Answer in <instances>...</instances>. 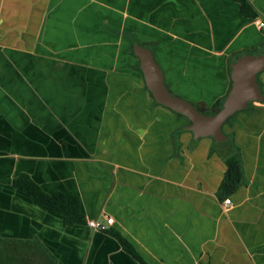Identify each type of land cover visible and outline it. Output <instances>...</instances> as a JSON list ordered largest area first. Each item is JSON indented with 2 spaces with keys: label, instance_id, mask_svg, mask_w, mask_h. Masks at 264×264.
Segmentation results:
<instances>
[{
  "label": "crops",
  "instance_id": "obj_1",
  "mask_svg": "<svg viewBox=\"0 0 264 264\" xmlns=\"http://www.w3.org/2000/svg\"><path fill=\"white\" fill-rule=\"evenodd\" d=\"M264 21V0H248ZM237 0H0V248L31 264H264V100L227 140H195L148 90L135 47L169 91L200 112L232 88L230 67L264 52V28ZM264 96V71L258 75ZM244 182L221 198L226 159ZM79 197L69 226L14 187ZM232 207L224 210L226 199ZM106 213L109 233L89 228ZM18 261V262H19Z\"/></svg>",
  "mask_w": 264,
  "mask_h": 264
},
{
  "label": "water",
  "instance_id": "obj_2",
  "mask_svg": "<svg viewBox=\"0 0 264 264\" xmlns=\"http://www.w3.org/2000/svg\"><path fill=\"white\" fill-rule=\"evenodd\" d=\"M135 54L140 61L146 86L156 103L187 119L189 125L186 130L193 133L196 141L212 138L217 143L224 142L227 140L223 131L225 123L251 104L264 100L258 83V75L264 71V52L243 55L233 61L230 67L232 88L222 108L211 116L201 113L191 102L169 91L165 84L164 72L149 49L136 46Z\"/></svg>",
  "mask_w": 264,
  "mask_h": 264
},
{
  "label": "trees",
  "instance_id": "obj_3",
  "mask_svg": "<svg viewBox=\"0 0 264 264\" xmlns=\"http://www.w3.org/2000/svg\"><path fill=\"white\" fill-rule=\"evenodd\" d=\"M237 1L240 3L241 12L245 16L252 19L258 18L256 11L248 2V0ZM224 101L225 99L219 101L216 104L217 112L222 108ZM226 164L227 172L218 191V194L221 198L229 196L235 192L237 188L244 182V173L239 156L237 154L229 156L226 159ZM13 185L21 193L27 195L38 207H41L48 212L64 216L69 226L86 224L85 216L81 210V201L75 194L71 192L48 194L43 191L42 188L27 174H21ZM109 232L110 229L106 233ZM112 234H114V236L119 240L126 252L136 258L141 264H147L135 251L132 244L126 238L122 237L118 233ZM44 252L48 255L51 264H58L57 261L48 253V251ZM18 261L15 257L6 256L0 249V264H31L29 259L19 262Z\"/></svg>",
  "mask_w": 264,
  "mask_h": 264
},
{
  "label": "built area",
  "instance_id": "obj_4",
  "mask_svg": "<svg viewBox=\"0 0 264 264\" xmlns=\"http://www.w3.org/2000/svg\"><path fill=\"white\" fill-rule=\"evenodd\" d=\"M255 25L258 29L264 28V21L261 19L254 20ZM232 200L230 198L226 199L223 203L224 210H229L232 207ZM115 224V219L106 213H102L98 219L90 220L88 226L90 229L97 232H107Z\"/></svg>",
  "mask_w": 264,
  "mask_h": 264
},
{
  "label": "rangeland",
  "instance_id": "obj_5",
  "mask_svg": "<svg viewBox=\"0 0 264 264\" xmlns=\"http://www.w3.org/2000/svg\"><path fill=\"white\" fill-rule=\"evenodd\" d=\"M252 105V104H251ZM249 108H247V110H248ZM240 113V112H239ZM203 114H205V115H208V116H211V115H215L216 113H214V112H203ZM235 117L236 116H233V117H231L230 119H229V121L227 122V123H225V126L228 124V123H231L234 119H235ZM224 126V127H225ZM223 127V128H224ZM1 250H2V247L0 248Z\"/></svg>",
  "mask_w": 264,
  "mask_h": 264
}]
</instances>
